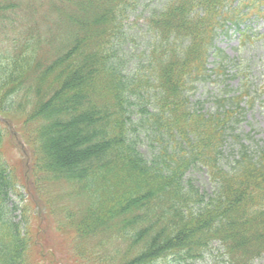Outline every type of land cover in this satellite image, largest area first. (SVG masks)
I'll return each instance as SVG.
<instances>
[{"label":"trees","instance_id":"trees-1","mask_svg":"<svg viewBox=\"0 0 264 264\" xmlns=\"http://www.w3.org/2000/svg\"><path fill=\"white\" fill-rule=\"evenodd\" d=\"M139 1L0 0V264H57L49 209L78 264L264 257V144L239 133L243 95L196 96L212 55L225 75L218 30L252 39L264 0Z\"/></svg>","mask_w":264,"mask_h":264},{"label":"rangeland","instance_id":"rangeland-1","mask_svg":"<svg viewBox=\"0 0 264 264\" xmlns=\"http://www.w3.org/2000/svg\"><path fill=\"white\" fill-rule=\"evenodd\" d=\"M157 1L159 0H140L139 2L141 4H146L149 2L153 3ZM143 15H147V13ZM130 21L132 23L133 21H136L139 22V24H143L144 18L138 19L136 18V16H132L130 18ZM247 24L248 26L251 27V32H253L256 36V38L253 41L242 43L235 27H232L229 28L227 32L221 33L217 36V43L220 48L225 50V52L230 56V58L234 60H238L240 58V61H242L243 59L248 60L249 61L248 67H251L252 69V73L255 76V82L263 84L264 83V16L258 17L255 15L252 17V19L247 21ZM234 83H236V81H234ZM199 87L200 88L198 89L196 96L201 99H206L207 98L206 87L202 86L201 84L199 85ZM209 88L210 87L207 85V89ZM263 99H264V94H263ZM243 105H245V103H243ZM207 106L208 108L211 107V105H207ZM10 114H13V112H10ZM0 116L1 118H3V120H6V118L9 119L7 115L0 114ZM20 120L22 124L23 123L22 118H20ZM11 127L13 130H16L17 129L16 123L11 121ZM239 133L253 135L255 141L259 140L260 145L264 144V105H260L259 103H256V107L254 109L253 108L248 109L246 114V120L241 123V128L239 130ZM17 136L20 137V135L18 134ZM19 140L20 139H18V141ZM251 144H253L252 141ZM17 154H19V151L10 152L9 161L12 165L15 164L16 174L19 175V177H17L18 178L17 187L19 193H22L25 199H27L28 198L27 189L34 192V186L32 184L33 180L29 169L26 167L25 161L21 163L22 158L19 157L20 154L19 155ZM26 174L28 175L27 177ZM21 178H23L24 180V185H22L23 183ZM207 184L209 183L205 182L202 184V186ZM18 195L19 194L17 193L16 195L13 196V198L17 199ZM34 200L40 202L36 198V195H34ZM36 204H37L36 202L31 201V204L29 206L32 207L33 209L32 211H34V207L36 206ZM51 210L49 209L44 211V214L47 215V217L44 219L43 226L46 227L47 225H49L50 227H48L47 229H49L51 231V234L55 236V241L57 242L56 249L58 250V252L55 254V258L56 256L58 258L57 264H67V263L78 264L79 262L74 260L73 258V251L71 247V233L64 232L66 230L65 226H62L61 227L62 230L60 231V227L58 228L56 223L58 221L56 220L57 219L61 220V216L54 215L53 209ZM20 213H21V209L18 208V210L15 211V214L16 216L19 217ZM51 218L54 220L56 224L52 222ZM35 222L37 221L35 220ZM62 258L65 259V262L62 261ZM217 260L220 264H226L225 257L223 256V251L220 250L219 243L217 244V242H215L211 250H209L202 259L197 261L187 262L185 264H215ZM47 264H52V261L51 262L48 261ZM154 264H180V263L170 259H162ZM252 264H264V257L255 259L252 262Z\"/></svg>","mask_w":264,"mask_h":264}]
</instances>
